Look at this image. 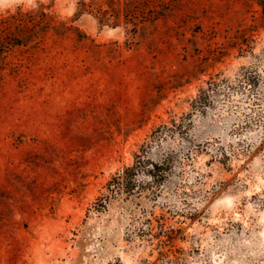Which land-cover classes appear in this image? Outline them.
<instances>
[{
  "label": "rangeland",
  "instance_id": "1",
  "mask_svg": "<svg viewBox=\"0 0 264 264\" xmlns=\"http://www.w3.org/2000/svg\"><path fill=\"white\" fill-rule=\"evenodd\" d=\"M82 1L0 0L36 21L9 35L38 36L40 4L75 27L5 54L0 264H264L261 7L162 0L154 21L114 0L103 24L105 0Z\"/></svg>",
  "mask_w": 264,
  "mask_h": 264
},
{
  "label": "trees",
  "instance_id": "2",
  "mask_svg": "<svg viewBox=\"0 0 264 264\" xmlns=\"http://www.w3.org/2000/svg\"><path fill=\"white\" fill-rule=\"evenodd\" d=\"M149 1L151 0H118L121 6V9H122V13H126L127 15L131 13L134 9H136V11H141V10H150L151 8H155V11L153 12L154 15L152 17L154 21L156 19H159L165 16L163 12H166V9L161 11V9H163L162 6H164V3H162L163 2L162 0H160L159 3H156V4L153 1L152 3L153 5L150 4ZM254 1L261 7V11H262L263 18H264V0H254ZM105 3L108 6V9L106 10L100 9L98 12L99 19L101 20L103 24H106V22H109L108 21L109 18L107 17V15L115 6L114 0H107V1L105 0ZM82 4L84 8L80 12H82L83 10H88L86 9L88 7V3L83 0ZM40 7L41 8H40V18L39 19L41 21V27L39 29L38 36L33 37V34L31 33V31H27L28 33L25 31L24 33L25 35L23 36L19 35L18 37L12 35L11 33L10 35L8 34L9 30H11V27H12L11 25H13V27H15L16 25L21 27L20 22H22L28 28L29 26H34L36 22L35 20H32L29 18L24 21H21V20L19 21L18 20L19 14L4 16L0 18V82L3 81V77H1L2 72L9 68L7 67L9 63L7 62V58L5 56V54L8 53V49L11 50L12 48H15V47H28L32 43H38L37 40H39V38H43L47 36L51 31H54L55 34H57L58 36H63V35H66V32L75 28L73 26H68L65 22H58L56 20V17L53 16L50 12H44V9L46 8L44 4H40ZM81 34L82 33H79L78 38L79 40H84L86 38L85 37L86 35H81ZM5 48L7 49V51ZM157 131H155V133ZM157 135L158 134H156V136ZM161 168H163L162 165L160 166L158 163H155L156 170H161ZM145 171L152 172V173L155 172L153 169H150V167L147 166L145 161L137 162L134 166L128 167L124 171V173L121 174L120 176L121 178L126 179V183H123L122 181H120L118 184H115L114 187L112 183H109L111 192L99 197L97 201L95 202V207H97L98 210L105 209L111 200V196L117 195L118 193H128L129 195L133 194L139 183L138 177H139L140 172H145ZM163 233L164 231L162 230V234ZM166 236H167L168 241H171L173 238L170 236L169 233L166 234Z\"/></svg>",
  "mask_w": 264,
  "mask_h": 264
}]
</instances>
